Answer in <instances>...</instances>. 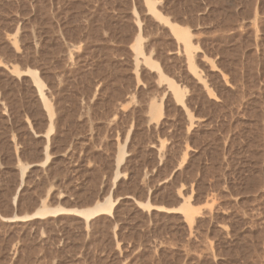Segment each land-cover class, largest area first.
<instances>
[{"label": "rangeland", "instance_id": "rangeland-1", "mask_svg": "<svg viewBox=\"0 0 264 264\" xmlns=\"http://www.w3.org/2000/svg\"><path fill=\"white\" fill-rule=\"evenodd\" d=\"M156 1L188 27L206 84L145 0H0V264H264V0ZM138 18L145 54L185 89L191 111L134 52ZM28 68L44 76L62 113L45 165L48 114ZM161 98L156 119L148 106ZM128 132L127 176L114 183ZM180 191L200 211L192 234L177 210ZM110 192L120 197L116 214L91 223L75 212L5 219L47 196L75 208Z\"/></svg>", "mask_w": 264, "mask_h": 264}, {"label": "bare ground", "instance_id": "bare-ground-1", "mask_svg": "<svg viewBox=\"0 0 264 264\" xmlns=\"http://www.w3.org/2000/svg\"><path fill=\"white\" fill-rule=\"evenodd\" d=\"M145 2H146V5H147V10L148 11H150L151 13H153V14H155L159 19H161V20H163V21H165V22H167L169 25H170V28H171V30H172V32L175 34V36L177 37V39L179 40V41H182V43L184 44L183 46H184V50L186 51L185 52V54L187 53L188 54V56H187V54H186V57L187 58H189V60L188 59H186V61H189L188 62V65H189V68H190V70H192V72H193V74L195 73V76L194 77H196L197 78V80L199 81H203L204 83L206 82V80L204 81L203 80V78H202V76L198 73V70H197V68H196V65H195V58H194V51H197L196 50V47L194 46V42H193V40H192V35H191V33H190V31L188 30V27H185V26H182V25H180L181 23H177V22H175V21H173V20H171V19H169L170 17L169 16H167V15H164L163 13H161V11H159L158 10V8L156 7V5H157V1L156 0H145ZM160 2V1H159ZM231 2V1H230ZM227 7V6H226ZM135 12H136V10H135ZM149 13V12H148ZM92 14V13H91ZM137 15V14H136ZM138 16V15H137ZM136 16V17H137ZM103 18V17H102ZM137 23H138V28H139V32H138V35H137V39H138V42L134 45L135 47V51L134 52H136V49L138 50V53L140 54V55H143L144 56V62L143 63H148V64H150V67L152 66V67H156L158 70L157 71H159V78H157L158 80H160V81H168V87L170 88V90L172 91V93H173V96L176 98V101L178 102V104H181L182 105V107L183 108H185L186 110H184V111H189L190 110V108L188 109V107H187V96H185L186 95V93H185V89H183V88H181V87H179V85L178 84H176L175 83V81H173L171 78H169L168 76H167V74H165V72H163L162 70L163 69H161L160 68V66H159V63L157 62V60H154L155 58H152V55H153V51L151 52V53H148V55L147 54H145V52H144V50H143V47H142V27L143 26H141V21H140V19L138 18V21H136ZM94 23V22H93ZM104 25V24H103ZM230 25V24H229ZM156 26V25H155ZM166 26V25H165ZM169 28V29H170ZM102 30V29H101ZM104 33V32H103ZM136 39V40H137ZM15 40V39H14ZM178 41V42H179ZM153 43V42H152ZM181 43V44H182ZM17 45V44H16ZM145 45V44H144ZM147 45V44H146ZM14 46H15V44H14ZM43 46V45H42ZM155 47V46H154ZM133 48V49H134ZM183 48V47H182ZM44 49V48H43ZM149 49V48H148ZM38 50V49H37ZM152 50H153V48H152ZM200 50V49H199ZM18 51V50H17ZM183 51V50H182ZM36 52V51H35ZM150 52V51H149ZM178 52V51H177ZM179 52H180V50H179ZM184 52V51H183ZM176 53V52H175ZM199 53V52H198ZM158 54V53H157ZM181 54V53H180ZM185 54H183V55H185ZM34 55V54H33ZM45 55V54H44ZM47 55V54H46ZM50 55V54H49ZM70 55V54H69ZM138 55V54H137ZM179 55V54H178ZM35 56V55H34ZM48 56V55H47ZM55 56V55H54ZM68 56V55H67ZM73 56H74V54H73ZM71 57H72V55H71ZM136 57V66L138 67L139 66V63H140V59L137 57V56H135ZM82 58V57H81ZM141 58H142V56H141ZM49 59V58H48ZM55 59V58H54ZM76 59V58H75ZM134 59V58H133ZM201 59H203V58H201ZM36 60V59H35ZM41 60V59H40ZM132 60V59H131ZM203 60H205V59H203ZM202 60V61H203ZM207 60V59H206ZM231 60V59H230ZM76 61V60H75ZM69 62H71V61H69ZM84 62V61H83ZM72 63H74V62H72ZM71 63V64H72ZM185 63V62H184ZM230 63V62H229ZM63 64V63H62ZM71 64H69L70 66H71ZM81 64V63H80ZM197 64V63H196ZM75 65V64H74ZM207 65V64H206ZM13 66V65H12ZM64 66V65H63ZM69 66V67H70ZM211 66H212V64H211ZM65 67V66H64ZM68 67V66H67ZM74 67V66H73ZM134 67H135V65H134ZM198 67V66H197ZM18 68V65H17V67L15 68V69H17ZM60 68V67H59ZM132 68V67H131ZM142 68V67H141ZM212 68V67H211ZM14 68H13V70H15ZM19 69V68H18ZM69 69V68H68ZM151 69V68H150ZM155 69V68H154ZM199 69V68H198ZM213 69H215V67L213 68ZM24 70V69H23ZM132 70V69H131ZM19 71V70H18ZM26 71H28V72H31V74L33 75L32 77H33V79H34V83H35V85H36V88L38 89V94H40V96H41V99H42V104H44L45 105V108H46V111H47V114H48V122L47 121H45V122H47L48 123V125H47V131H46V133H45V135L44 136H46V144H45V147H44V152L42 151V153H43V163H41L42 165H45V164H47L51 159H52V145H53V140H54V136H53V133L57 130L56 129V127L58 126V124H59V121H60V114H62V113H60V109H58V108H56V105L53 103V101H52V98L51 97H49V95L47 94V92H46V82L43 80V78L40 76V74H39V71H38V69L36 68V69H33V68H28V69H26ZM53 71V70H52ZM56 71V70H55ZM134 71V70H133ZM132 71V72H133ZM155 71V70H154ZM15 72V71H14ZM13 72V73H14ZM131 72V71H130ZM134 72H136V74H137V71H134ZM191 72V73H192ZM238 72V71H237ZM18 72H16V74H17ZM23 73V72H22ZM25 73V72H24ZM46 73V72H45ZM53 73V72H52ZM66 73V72H65ZM86 73V72H85ZM202 73V72H201ZM67 74V73H66ZM190 74V73H189ZM18 75V74H17ZM42 75V74H41ZM75 75V74H74ZM102 75V74H101ZM138 75V74H137ZM206 75V74H205ZM19 76V75H18ZM43 76V75H42ZM76 76V75H75ZM140 76V75H139ZM44 77V76H43ZM49 77V76H48ZM88 77V76H87ZM84 78V77H83ZM103 78V77H102ZM122 78V77H121ZM137 78V77H136ZM199 78V79H198ZM45 79V78H44ZM46 79H47V77H46ZM140 79V78H139ZM185 79V78H184ZM85 80V79H84ZM104 81V80H103ZM199 81V82H200ZM60 82H62V81H60ZM59 82V83H60ZM93 82V81H92ZM159 82V81H158ZM65 83V82H64ZM48 84V83H47ZM135 84V83H134ZM161 83L159 82V85H160ZM190 84V83H189ZM206 84V83H205ZM89 85V84H88ZM101 85H103V84H101ZM137 85V84H136ZM203 85V84H202ZM51 86V85H50ZM53 86V85H52ZM90 86V85H89ZM166 86V85H165ZM192 86V85H191ZM206 86V85H205ZM56 87V86H55ZM198 87V86H197ZM209 87V86H208ZM50 88V87H49ZM53 88V87H52ZM86 88V87H85ZM104 88V87H103ZM164 88V87H163ZM201 88V87H200ZM29 89V88H28ZM102 89V88H101ZM189 89V88H188ZM187 89V90H188ZM186 90V91H187ZM209 90V89H208ZM210 90H211V88H210ZM35 91V90H34ZM50 92H51V88H50V90H49ZM71 91H72V89H71ZM104 91V90H103ZM131 91V90H130ZM29 92H31V91H28V94H29ZM54 92V91H53ZM52 92V93H53ZM90 92V91H89ZM122 92V91H121ZM210 92V91H209ZM49 93V92H48ZM91 93H93V92H91ZM104 93V92H103ZM50 94V93H49ZM89 94V93H88ZM87 94V95H88ZM114 94L115 93H112V95H113V97H114ZM117 94V93H116ZM165 94H166V92H165ZM164 94V95H165ZM25 95V94H24ZM51 95V94H50ZM53 95H55V94H53ZM52 95V96H53ZM59 95V94H58ZM75 95V94H74ZM107 95V94H106ZM111 95V96H112ZM118 95V94H117ZM207 95V94H206ZM211 95V94H210ZM213 95H214V93H213ZM34 96V95H33ZM94 96V95H93ZM212 96V95H211ZM38 97V96H37ZM59 97V96H58ZM71 97V96H70ZM78 97H80V96H78ZM123 97V96H122ZM133 97H135V96H133ZM163 97V96H162ZM170 97V96H169ZM210 97V96H209ZM212 97H214V96H212ZM27 98V97H26ZM89 98V97H88ZM28 99V98H27ZM26 99V100H27ZM60 99V98H59ZM169 99V98H168ZM54 100V99H53ZM62 100V99H61ZM70 100V99H69ZM91 100V99H90ZM108 100V99H107ZM113 100V99H112ZM206 100H208V99H206ZM37 101V100H36ZM39 101V100H38ZM72 101V100H71ZM87 101H89V100H87ZM114 101V100H113ZM119 101V100H118ZM24 102V101H23ZM60 102V101H59ZM66 102V101H65ZM80 102V101H79ZM82 102H84V101H82ZM101 102H102V100H101ZM117 102V101H116ZM194 102V101H193ZM18 103V102H17ZM27 103V102H26ZM61 103V102H60ZM64 103V102H63ZM69 103V102H68ZM76 103V102H75ZM106 103V102H105ZM119 103H121V102H119ZM192 103V102H191ZM59 104V103H58ZM70 104V103H69ZM72 104V103H71ZM102 104H103V102H102ZM123 104V103H122ZM127 104V103H126ZM141 104V103H140ZM177 104V103H176ZM22 105V104H21ZM38 105H39V102H38ZM60 106H61V104H59ZM66 105H67V103H66ZM29 106V105H28ZM37 106V105H36ZM65 106V105H64ZM88 106V105H87ZM99 106V105H98ZM123 106V105H122ZM166 106V105H165ZM73 107V106H72ZM89 107V106H88ZM118 107V106H117ZM127 107V106H126ZM174 107V106H173ZM191 107V106H190ZM6 108V107H5ZM35 108V107H34ZM61 108V107H60ZM79 108V107H78ZM90 108V107H89ZM88 108V109H89ZM92 108H94V107H92ZM148 108L150 109L149 111H150V113L154 116H158V118L156 117V119H159L160 117L159 116H162L163 115V113H164V98H161V100H160V102H157V101H153V102H151V104H150V107L148 106ZM177 108V107H176ZM58 109V110H57ZM72 108H70V110H71ZM74 109V108H73ZM72 109V110H73ZM99 109V108H98ZM134 109V108H133ZM133 109H132V112H133ZM37 110V109H36ZM78 110V109H77ZM81 110V109H80ZM94 110V109H93ZM100 110V109H99ZM123 110V109H122ZM92 111V110H91ZM109 111V110H108ZM116 111V110H115ZM124 111V110H123ZM142 111V110H141ZM148 111V112H149ZM179 111V110H178ZM191 111V110H190ZM35 112V111H34ZM85 112V111H84ZM89 112V111H88ZM94 112V111H93ZM107 112V111H106ZM140 112V111H139ZM147 112V111H146ZM37 114H38V112H36ZM109 114L111 113V112H108ZM117 113V112H116ZM120 113V112H119ZM134 113V112H133ZM133 113H132V115H133ZM142 113V112H141ZM176 113V112H175ZM189 113V112H188ZM46 114V115H47ZM65 114V113H64ZM70 114V113H69ZM88 114V113H87ZM90 114H91V112H90ZM130 114V113H129ZM138 114V113H137ZM143 114V113H142ZM174 114V113H173ZM187 114V113H186ZM33 115V114H32ZM39 115V114H38ZM45 115V116H46ZM66 115V114H65ZM78 115V114H77ZM118 115V114H117ZM136 115V114H135ZM144 115H146V114H144ZM188 115V114H187ZM189 115L191 116V114L189 113ZM36 116V115H35ZM34 116V117H35ZM41 116V115H40ZM44 116V117H45ZM68 116V115H67ZM69 116H71V114L69 115ZM68 116V118H70ZM91 116V115H90ZM105 116V115H104ZM115 116V115H114ZM124 116V115H123ZM142 116V115H141ZM193 116V115H192ZM190 117L189 119H191V121L189 120V122L191 123V125H193L194 124V122L193 121H195L194 120V116L193 117ZM61 117H63V116H61ZM77 118L79 117V116H76ZM75 117V118H76ZM103 117V116H102ZM117 117V116H116ZM115 117V118H116ZM129 117H131V116H129ZM67 118V117H66ZM74 118V117H73ZM72 118V119H73ZM188 118V117H187ZM42 119V118H41ZM72 119H71V121H72ZM79 119V118H78ZM108 119H110V118H108ZM199 119H201V118H199ZM28 120H30V119H28ZM66 120V119H65ZM76 120V119H75ZM87 120H88V118H87ZM104 120V119H103ZM107 120V119H106ZM112 120V119H111ZM131 120V119H130ZM38 121V120H37ZM67 121H69V120H67ZM137 121V120H136ZM148 121V120H147ZM156 121V120H155ZM167 121V120H166ZM62 122V121H61ZM103 122V121H102ZM108 122V121H107ZM114 122V121H113ZM116 122V121H115ZM196 122V121H195ZM68 123V122H67ZM145 123H147V122H145ZM197 123V122H196ZM203 123H204V121H203ZM30 124V123H29ZM109 124V123H108ZM111 124H112V122H111ZM131 124V123H130ZM160 124V123H159ZM39 125V124H38ZM69 125V124H68ZM106 125V124H105ZM110 125V124H109ZM147 125V124H146ZM107 126V125H106ZM142 126V125H141ZM152 126V125H151ZM159 126V125H158ZM32 127V126H31ZM60 127V126H59ZM132 127V126H131ZM131 127H130V129H131ZM193 127V126H192ZM92 128V127H91ZM103 128H104V126H103ZM109 128V127H108ZM135 128V127H134ZM137 128V127H136ZM148 128V127H147ZM178 128V127H177ZM33 129V128H32ZM31 129V130H32ZM56 129V130H55ZM68 129V128H67ZM71 129V128H70ZM105 129V128H104ZM207 129V128H206ZM133 130H135V129H133ZM62 131V130H61ZM75 131H76V129H75ZM131 131V130H130ZM184 131V130H183ZM67 132V131H66ZM71 132V131H70ZM132 132V131H131ZM59 133V132H58ZM143 133V132H142ZM200 133V132H199ZM60 134V133H59ZM65 134V133H64ZM130 132H128V134H127V137L125 138L126 139V141H125V145H123L122 147H120V149H119V151H118V156H117V170H116V176H115V178H114V183L118 180V178H119V176L121 175V174H125L126 175V173H124L123 171H121V167H122V164H123V161H124V159H125V156H126V145H127V143H128V141H130L129 139H130ZM137 134V133H136ZM141 134V133H140ZM188 134V133H187ZM197 134V133H196ZM36 135V134H35ZM41 135V134H40ZM138 135V134H137ZM195 135V134H194ZM77 136V135H76ZM99 136V135H98ZM62 137H63V135H62ZM25 138V137H24ZM60 140V139H59ZM72 140V139H71ZM44 142V141H43ZM58 142V141H57ZM75 142V141H74ZM63 143V142H62ZM65 143V142H64ZM188 143V142H187ZM60 144V143H59ZM95 146V145H94ZM133 146V145H132ZM36 147V146H35ZM58 147V146H57ZM165 147V146H164ZM163 147V148H164ZM70 149V148H69ZM161 149V148H160ZM36 151V150H35ZM161 151V150H160ZM160 153V152H159ZM54 154V153H53ZM130 161V160H129ZM185 161V160H184ZM39 163V164H40ZM127 163V162H126ZM40 164V165H41ZM181 165H182V163H180ZM179 164V165H180ZM22 166V165H21ZM20 166V167H21ZM27 167H29V165L27 166H25L24 164H23V167H22V172H21V183H20V185L18 186V188H17V191H16V193H15V196H14V202H17V200H18V198H19V190H20V187H21V185L23 184V182L25 181V176H26V169H27ZM44 170V169H43ZM124 176V175H123ZM127 176V175H126ZM107 190V189H106ZM180 190V189H179ZM189 190V189H188ZM178 191V190H177ZM184 191H186V190H184ZM108 192V191H107ZM183 191H180V192H178L179 193V195L177 196L178 197V199L176 198V200H179V201H181L182 202V204L179 206V208L177 209V210H181V211H183L185 214H186V217H185V219L188 221V225H189V227L190 226H192L194 223H195V221H196V217H195V214H196V212H199L200 213V211H197L196 210V208L191 204V202H190V199H192L190 196L188 197V195L186 196L184 193L185 192H183ZM189 193V192H188ZM193 194V193H192ZM103 197L101 198V199H97L94 203H92V204H90V205H88V206H82V207H75V208H68V207H64V206H62V205H57V206H51V205H49V204H47L48 202H49V200H48V196L47 197H45V199H43V200H41V204L38 206V207H36V209L32 212V213H25L24 215H18V214H14V216H9V217H6L5 219L6 220H28V219H33V218H36V217H41V218H46V217H48V216H54V215H57V214H59V213H67V212H75V213H77L78 215H81V216H83L85 219V222L86 223H88L90 220H92V218H94V217H96L97 215H100V214H104V213H107V214H113L114 215V213L117 211V205H118V201H119V199H120V197L118 196V197H113V195H112V193L110 192L109 194H105V195H102ZM60 197V196H59ZM59 200V199H58ZM178 202V201H177ZM149 203V204H148ZM147 204H146V206H148V207H151V205H150V202H148ZM156 207H158V209H160V208H164V206L163 205H158V206H156ZM155 208V207H154ZM170 208H168V210H169ZM175 210H176V208H174ZM173 208L172 209H170V210H174ZM149 210V209H148ZM166 211V210H165ZM174 212V211H173ZM180 212V211H179ZM198 213V214H199ZM116 214V213H115ZM197 215V214H196ZM112 216V215H111ZM204 216H205V214H204ZM105 218V217H104ZM205 219V218H204ZM112 220V219H111ZM185 220V221H186ZM198 220V219H197ZM203 220V219H202ZM89 223H91V221L89 222ZM198 223V222H197ZM88 225V224H87ZM187 225V226H188ZM195 225V224H194ZM88 228V227H87ZM194 228V227H193ZM195 229V228H194ZM192 230H191V227H190V233L192 234V232H191ZM190 233H189V235H190ZM213 256V255H212Z\"/></svg>", "mask_w": 264, "mask_h": 264}]
</instances>
